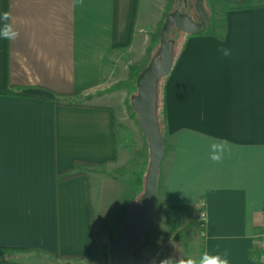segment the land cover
Segmentation results:
<instances>
[{"label":"crops","instance_id":"1","mask_svg":"<svg viewBox=\"0 0 264 264\" xmlns=\"http://www.w3.org/2000/svg\"><path fill=\"white\" fill-rule=\"evenodd\" d=\"M261 1L228 5L215 31L179 36L173 68L163 77L158 95L167 151L150 229L159 228L155 235L162 232L178 259L200 234L202 254L227 250L230 264H261ZM5 11L19 37L0 39V92L16 87L22 94L0 93V264H52L70 255L89 260L109 241L113 253L117 230L141 194L135 180L142 168L135 156L127 159L126 144L120 147L114 94L101 93L94 102L79 97L110 88L124 56L146 53L154 27L141 0H0ZM225 140L222 161H211V143ZM75 162L86 163L85 174L66 177ZM121 166L133 170L129 181L115 175ZM96 178L103 199L131 185L119 226L103 224L102 203L95 207L93 200ZM188 227L185 245L176 231ZM154 242L137 254L149 255L144 250Z\"/></svg>","mask_w":264,"mask_h":264},{"label":"rangeland","instance_id":"2","mask_svg":"<svg viewBox=\"0 0 264 264\" xmlns=\"http://www.w3.org/2000/svg\"><path fill=\"white\" fill-rule=\"evenodd\" d=\"M196 1L197 0H191V6L189 9V13L191 16L193 15L200 16L196 8ZM176 3L177 0H141V9L144 12L143 17L144 16L145 18L147 17L148 27L150 29L151 28L153 29L154 27L153 31H155V34H153L152 37V42L147 44L148 50L146 51L145 54H142L143 52L142 53L139 52L137 54H134V56L133 57L131 56L130 58L127 55L124 56L120 60V63L115 68L116 70L115 72L117 73L113 75L112 86L110 88H108L105 91L93 89L87 91L86 94L81 95L79 97L83 101L94 102L100 99L101 93L109 92L111 94L112 93L114 94L111 99V102L114 106L117 115H120L119 113H121V117L119 120L122 119V121H120L118 124L120 147L126 144L128 148V152H126L127 159L129 158L131 159L133 156H135L136 160L139 161L142 170L146 168V164H144V162H146V159L148 158L147 148L149 151V146L146 136L143 134V132L139 127L137 115L136 117L133 115L132 112L133 108L131 109L130 107L129 98H131L132 95H134L137 92L136 81L138 74L142 71L143 68H145L143 67V65L146 63L148 64L150 63L151 60L148 59L150 53L153 54L155 46L157 44H160V32L165 19L159 20V18L157 17L158 16L160 17V15L162 14L164 16L165 15L167 16L170 12L174 11L176 8H183L182 3L181 4L180 3L176 4ZM245 4H247L246 0H204L202 5L210 17V24L205 32H211L218 29L219 25H221L219 19H223L224 10L228 5H245ZM176 32H179L177 28H175L173 35H175ZM186 35L187 34L184 32L179 33V36L181 37H185ZM151 57L153 56L150 55V58ZM164 78H161L159 80L158 94L159 93L161 94ZM116 85H119V87H116ZM159 113H160L159 119H160L161 129L163 130L162 132L165 133L163 128L164 116L161 110L159 111ZM164 165L162 166V168L164 167ZM132 172L133 170H131V168H129L128 166H121L120 168L116 169L115 175L119 176V178L123 177V179L128 180L132 177ZM93 186L95 188L94 189L95 194L93 199L95 202V207L99 205L101 207V203H102V211H100V217L102 218L103 216V218H106L105 220H107V222H103V224L106 225L107 229H110V227L113 226L114 224H117L119 226L120 220H122V217L124 215L123 210L125 209L129 201L128 199L129 193L132 191V188L130 187L131 185L127 183H123L120 188L121 193L120 191H118L116 196H112L111 193H109L104 199L103 196L100 195L101 182H98L97 178L93 181ZM126 189H129V191H126ZM105 192L108 193L109 191L106 190ZM113 205H115V207H112ZM98 223L99 222H97V225H99ZM158 229L159 228L157 227L156 229L155 228L149 229L148 233L144 237L143 243L144 245H148V243L151 242L152 239H154L155 242L152 243L153 244L152 246H148L147 249L144 251L155 258L156 264H159L161 260L167 258H173L175 260H178V258L171 253V248H172L171 244L164 243V236L162 232L159 233V236L155 235V230ZM154 236L156 239L154 238ZM111 248L112 246L109 241V244L107 246L100 247L97 254H95L94 258L87 260L77 257H68V258H64V260L60 259L58 263L52 262V264H116L114 254L112 253ZM202 249H203V239L200 234H197V237L192 239V241L188 245L187 257L191 256L193 258L198 259L202 255ZM44 264H49V263H44Z\"/></svg>","mask_w":264,"mask_h":264},{"label":"water","instance_id":"3","mask_svg":"<svg viewBox=\"0 0 264 264\" xmlns=\"http://www.w3.org/2000/svg\"><path fill=\"white\" fill-rule=\"evenodd\" d=\"M203 1H196L201 21H196L190 15V0H182L183 8H176L166 16L160 32L159 47L150 63L137 77V92L131 97V106L137 115L139 127L147 138L150 159L144 189L113 241L116 264H152L155 260L153 256L137 254V252L144 247V237L153 223L159 172L167 151L159 119L158 83L161 78L170 74L173 68L179 33L200 34L209 26L210 17L202 5ZM175 28L179 32L173 35Z\"/></svg>","mask_w":264,"mask_h":264},{"label":"clouds","instance_id":"4","mask_svg":"<svg viewBox=\"0 0 264 264\" xmlns=\"http://www.w3.org/2000/svg\"><path fill=\"white\" fill-rule=\"evenodd\" d=\"M76 4H83V0H74ZM15 22L11 13L5 11L0 13V39L14 40L19 37V31L15 28ZM221 51L225 56L229 55L227 49L221 48ZM228 147V142L225 141H213L210 145L209 159L215 163L222 161L225 151ZM203 219V215H202ZM229 252L224 250L223 252H217L216 254H209L205 251L198 259L189 257H181L178 260L173 258H167L161 260L159 264H230ZM152 264H156L153 260Z\"/></svg>","mask_w":264,"mask_h":264},{"label":"trees","instance_id":"5","mask_svg":"<svg viewBox=\"0 0 264 264\" xmlns=\"http://www.w3.org/2000/svg\"><path fill=\"white\" fill-rule=\"evenodd\" d=\"M246 3L247 4H245V5H240L239 8H243V7L246 8V7L258 6V5H261L262 1L261 0H246ZM116 87H119V85H116ZM135 89H136V87H135ZM0 93H3V94H22V91H21L20 88L11 87V88H9L7 90L1 91ZM129 104H130V107L132 109V106H131V98H129ZM132 112H133V115L136 117V113L133 111V109H132ZM163 116L165 118V114H163ZM147 154H148V158L146 159V162H145L146 168L143 169L142 171L137 172V174H136L135 184H136V186L138 188V194H137V196L144 189L145 174H146L147 166L149 164V159H150L149 158L148 148H147ZM85 166H87L86 163L75 162L72 165V167L70 168V170L68 171V172H70V174L67 173L66 177H68V178L70 177L71 178V177H73L75 175L85 174V172L83 171V168H85ZM174 229L177 230V228H175V227H174ZM118 233H119V229L117 230V234ZM191 237H192V227H190V228L188 227V228H185V229L176 231V239L184 242L185 245L188 244V242L191 239ZM70 256L77 257L76 255H70Z\"/></svg>","mask_w":264,"mask_h":264},{"label":"built area","instance_id":"6","mask_svg":"<svg viewBox=\"0 0 264 264\" xmlns=\"http://www.w3.org/2000/svg\"><path fill=\"white\" fill-rule=\"evenodd\" d=\"M203 215V219H202ZM206 218V214L203 212L200 214V219L204 221ZM260 252H261V264H264V223H263V234L261 235V240H260Z\"/></svg>","mask_w":264,"mask_h":264},{"label":"flooded vegetation","instance_id":"7","mask_svg":"<svg viewBox=\"0 0 264 264\" xmlns=\"http://www.w3.org/2000/svg\"><path fill=\"white\" fill-rule=\"evenodd\" d=\"M178 3H182V0H177V3L176 4H178ZM190 6H191V2H190ZM193 17L195 18V20L196 21H201L202 20V18H201V16H197V15H193Z\"/></svg>","mask_w":264,"mask_h":264}]
</instances>
